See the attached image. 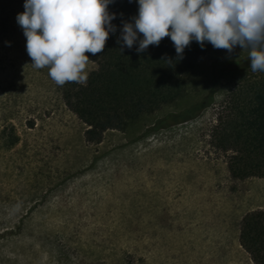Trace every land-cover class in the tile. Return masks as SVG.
Listing matches in <instances>:
<instances>
[{"label":"rangeland","instance_id":"1","mask_svg":"<svg viewBox=\"0 0 264 264\" xmlns=\"http://www.w3.org/2000/svg\"><path fill=\"white\" fill-rule=\"evenodd\" d=\"M23 10L0 0V231L18 226L0 237V264H255L240 224L264 210V177L233 178L212 141L248 50L204 55L186 97L92 144L64 100L75 82L32 67ZM209 95L196 117H170ZM32 220L56 237L16 239Z\"/></svg>","mask_w":264,"mask_h":264},{"label":"trees","instance_id":"2","mask_svg":"<svg viewBox=\"0 0 264 264\" xmlns=\"http://www.w3.org/2000/svg\"><path fill=\"white\" fill-rule=\"evenodd\" d=\"M137 8L136 0H113L108 5L115 14L110 23L116 31L109 33L101 52L85 53L97 64L86 83H74L64 94L68 108L86 125L88 143L98 144L107 131H125L142 116L177 103L186 97L200 59L227 51L207 42L201 48L192 41L178 59L167 36L144 51L137 52L135 43L129 49L120 41V31L122 22H130ZM246 68L248 74L236 85L212 132L214 145L231 152L228 167L236 179L264 177V72H253L249 63ZM207 100H212L211 95L170 117L176 122L194 118L209 105ZM239 242L255 264H264V210L243 216Z\"/></svg>","mask_w":264,"mask_h":264},{"label":"clouds","instance_id":"3","mask_svg":"<svg viewBox=\"0 0 264 264\" xmlns=\"http://www.w3.org/2000/svg\"><path fill=\"white\" fill-rule=\"evenodd\" d=\"M113 0H23L15 17L26 38L25 50L35 69L47 68L58 86L84 84L88 55L104 48L116 28L108 11ZM137 14L122 22L120 41L141 52L168 37L176 57L190 42L210 43L231 53L248 50L249 67L264 72V0H136ZM138 34L140 38L138 39ZM118 41V42H120ZM170 63V61H169Z\"/></svg>","mask_w":264,"mask_h":264},{"label":"bare ground","instance_id":"4","mask_svg":"<svg viewBox=\"0 0 264 264\" xmlns=\"http://www.w3.org/2000/svg\"><path fill=\"white\" fill-rule=\"evenodd\" d=\"M7 226H8L7 228H3L4 230L0 231V237H3L7 234L14 233L18 227L17 223L14 225H7ZM46 231L47 230L42 229V227H40V225L37 221H35V220L28 221L24 227V230L22 231V234H24L23 238L19 237L16 239H50V240H52V238L56 237V235H54V231H49V232H46ZM28 236H32V237L29 238ZM26 241L30 242L29 240H26Z\"/></svg>","mask_w":264,"mask_h":264}]
</instances>
